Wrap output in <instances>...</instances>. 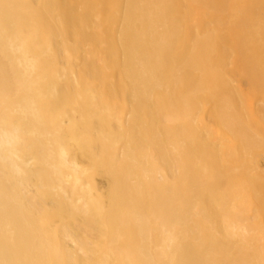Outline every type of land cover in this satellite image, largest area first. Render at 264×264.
I'll list each match as a JSON object with an SVG mask.
<instances>
[{
  "label": "bare ground",
  "instance_id": "1",
  "mask_svg": "<svg viewBox=\"0 0 264 264\" xmlns=\"http://www.w3.org/2000/svg\"><path fill=\"white\" fill-rule=\"evenodd\" d=\"M261 159L264 0H0V264H264Z\"/></svg>",
  "mask_w": 264,
  "mask_h": 264
},
{
  "label": "rangeland",
  "instance_id": "2",
  "mask_svg": "<svg viewBox=\"0 0 264 264\" xmlns=\"http://www.w3.org/2000/svg\"><path fill=\"white\" fill-rule=\"evenodd\" d=\"M234 79H235L236 85H241L243 90L248 89V84H247L248 82H244L245 79L242 76H240L238 73H234ZM243 79H244V81H243ZM263 161H264V159H261V163H263Z\"/></svg>",
  "mask_w": 264,
  "mask_h": 264
}]
</instances>
